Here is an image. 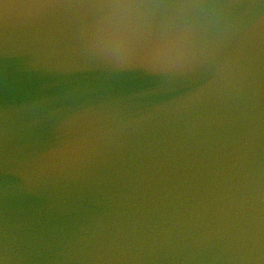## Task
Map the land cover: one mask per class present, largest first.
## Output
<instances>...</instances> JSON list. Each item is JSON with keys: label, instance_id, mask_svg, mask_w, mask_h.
Returning a JSON list of instances; mask_svg holds the SVG:
<instances>
[{"label": "water", "instance_id": "water-1", "mask_svg": "<svg viewBox=\"0 0 264 264\" xmlns=\"http://www.w3.org/2000/svg\"><path fill=\"white\" fill-rule=\"evenodd\" d=\"M7 9L3 264H264V38L234 67L157 65L126 73L144 88L77 97L79 57L50 56L83 10ZM195 21L228 41L264 7L145 10ZM38 59L46 64L35 65ZM60 65H63L61 67ZM162 85V86H161ZM158 88L159 90H152ZM93 108L106 135L56 169L34 157L63 109ZM3 213V215H2Z\"/></svg>", "mask_w": 264, "mask_h": 264}, {"label": "snow or ice", "instance_id": "snow-or-ice-1", "mask_svg": "<svg viewBox=\"0 0 264 264\" xmlns=\"http://www.w3.org/2000/svg\"><path fill=\"white\" fill-rule=\"evenodd\" d=\"M208 4L251 8L264 7V0H0V79L7 64L10 29L7 9L10 6L28 10L19 15L25 22L37 10H83L84 23L69 26L48 54L83 59V63L67 73L75 83L72 91L77 97L144 88L140 80L125 74L143 69L146 76H158L153 71L157 65L183 66L192 64L194 57H202L195 67L210 63L215 67L214 79L218 78L242 58L243 46L257 27L264 38V15L255 23L246 22L236 36L223 41L189 18L144 14L145 10L196 9ZM46 63V59L34 62L35 65ZM62 111L61 120L52 129L56 135L49 142L39 141L43 150L33 162L41 167L54 170L62 163L78 160L106 135L97 126L100 120L94 118L96 113L90 106L74 104ZM7 115V105L0 92V177L6 173ZM2 191L0 187V196ZM0 254L7 258L3 223L0 224Z\"/></svg>", "mask_w": 264, "mask_h": 264}]
</instances>
